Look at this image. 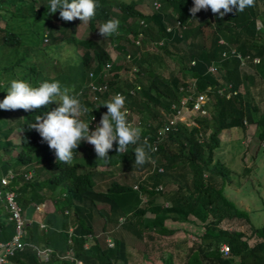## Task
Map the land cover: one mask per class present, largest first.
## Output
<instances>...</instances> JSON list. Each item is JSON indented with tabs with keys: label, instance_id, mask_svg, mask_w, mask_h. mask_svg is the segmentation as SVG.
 <instances>
[{
	"label": "trees",
	"instance_id": "trees-1",
	"mask_svg": "<svg viewBox=\"0 0 264 264\" xmlns=\"http://www.w3.org/2000/svg\"><path fill=\"white\" fill-rule=\"evenodd\" d=\"M158 2V8L146 14L135 6L136 0H99L100 7L96 16L87 21V25L94 30L97 29L96 24L101 26L109 19H118L119 30L127 33L126 37L132 39L139 30H144L138 21L142 18L146 23L151 22L150 25L158 38L164 40L160 46L166 51L167 41H187L190 48L188 58L193 60V63H188L186 69L194 78L195 86L199 90L207 84L214 85L222 80L230 82L233 88H237L242 82L239 59L234 55L221 56L223 45L218 42L221 37L227 43L233 44L242 55L250 53L259 56L254 68L264 84V0H254V5L247 7L243 12H236L234 9L222 18L218 13H212L210 8L201 9L193 17L189 12L192 7L191 0ZM49 4L50 0H0V101L7 95L6 91L14 79H23L33 86H38L40 82L46 80H59L63 86H74L76 93L79 89L81 92L85 91L84 84L90 78L96 82L106 81L107 89L97 99L91 100L86 93L80 94L82 104L89 108V112L95 116L99 124L101 116L107 113V108L103 104L113 98L115 90L120 89L116 83L118 77L116 71L120 66L111 63L107 70L108 72L110 70V73L107 72L103 76L105 61L111 59L108 50L95 40L86 38L76 41L72 35L67 36V32H72L74 28L70 30L69 21L60 18L59 9L56 13H50ZM28 18L41 20L37 40L32 42L31 39L37 46L43 43L44 32L51 42L57 38L70 42L74 46V53L76 45H83L84 49L79 55L76 54L77 59L73 61L71 70L68 68L66 73L65 70L58 71L57 64L52 63L48 68L52 72L50 73L42 65L31 63L26 58L27 47L18 50L25 37L24 21ZM176 19L184 27L171 26V29L166 31V23L172 24ZM257 22L261 24V29L256 27ZM204 27L207 30L205 36ZM55 30L60 33L58 37L54 33ZM198 36L200 39L195 40ZM108 38L114 40L120 36L118 34ZM115 46L125 51L123 44L117 45L115 42ZM137 49L133 47L131 51L133 62L141 58L135 56ZM211 61H218L217 71L213 73L207 71ZM144 66L142 71L140 67L137 68L136 73H143L147 77L146 83L140 85L134 94H128L123 89L122 93L126 97L125 106L139 115L142 135L147 136L145 139L152 147L154 131L160 123L159 108L168 110L169 102L181 94L179 85L185 83L183 80L179 81L176 76L163 77L152 70L148 63ZM89 71L91 76L88 74ZM133 85L129 82L126 86ZM57 106L50 103L40 109L27 111L2 109L0 112V152L5 153V157L0 156V175L6 173L7 169H15L16 165L26 166L18 172L17 177L22 179L21 185L30 188L29 195L21 194L19 192L21 185L15 188V179L10 180L6 187L0 188V205L5 189L14 190L15 200L20 207L35 197L40 199L42 195L38 194L35 187L39 180H35V175L25 179L22 172L26 171L28 166H35L37 162H47L51 159L54 169L47 170L49 174L43 181L59 185V191L62 192L60 200L64 201V205L71 207V228L69 232L66 230L63 233L66 240L68 237L70 239L67 244L69 258H58L55 255L47 259V264H75V259L81 260V264H114L116 261H121L122 264H172L170 252L167 253L166 260L159 261L158 256L148 255L146 248L140 247V242L146 238L152 239L154 234L171 236L176 231L185 233V228L189 224H194L189 215L200 220L202 231L197 234L199 241H193L188 246L184 254V264H264V224L254 226L249 220L248 212L225 196L224 185L231 181V169L224 161L213 157V150L220 143L222 130L233 127L243 129L246 121L252 122V110L258 108L250 98L245 97V92L238 91L229 98L213 93L206 114L196 115L190 125L179 122L173 129L167 131L157 143L156 151H150V157L155 159L156 164L162 166V171L152 169L150 161L143 165L134 163V150L138 145H129L127 153H116L117 160L123 164L121 166H134L133 171L138 174L134 183L137 188H134L133 184L113 178L105 183L104 188H94L90 179L92 170L81 161L75 160L81 152L94 153L93 145L87 146L80 142L70 163L57 160L55 150L50 149L39 133L28 126L29 123L35 122V116H43ZM145 121H149L150 125L145 127L143 125ZM254 121L262 125L258 137L264 141V111ZM15 128H19L16 144L10 139V134ZM14 147L18 148L15 154L12 152ZM115 149L113 147L111 151L115 152ZM36 153L41 157H36ZM114 165L107 174H113ZM168 174L175 177V187L164 189L161 182ZM159 183L162 189L156 190L155 186ZM141 196L145 197L142 205ZM157 196H161L168 204L152 203ZM96 201L106 203L108 210L94 208ZM2 208L0 207V211ZM93 211L108 223H118L127 238L124 235L115 237L113 233L112 245L108 246L106 241L105 245H102L98 236L93 233ZM146 211L152 213L150 220H144ZM3 213L7 218L8 212L5 210L0 212V215ZM118 216L121 220H118ZM222 219H241L246 222L248 232L238 229L236 225L229 229L221 227ZM1 227H8L13 233L14 222L11 219L4 223L0 221ZM191 232L194 234L195 230ZM87 234L91 237L88 238ZM218 239L226 242L227 254H221L219 243L203 248V241L208 245ZM85 241H88L87 246L83 247ZM19 253L21 259L13 256L17 264H42L33 250L25 248Z\"/></svg>",
	"mask_w": 264,
	"mask_h": 264
},
{
	"label": "rangeland",
	"instance_id": "rangeland-1",
	"mask_svg": "<svg viewBox=\"0 0 264 264\" xmlns=\"http://www.w3.org/2000/svg\"><path fill=\"white\" fill-rule=\"evenodd\" d=\"M128 1V0H126ZM137 3L135 6L139 8L142 12L149 14L152 9L151 0H136ZM136 20V19H135ZM24 25V34L22 44L19 45L18 50L25 47L28 48V53L26 58L29 59L31 63H36L42 65L47 70L53 64H57L58 71L68 72L74 63L73 61L77 59L76 54L84 49L83 45H76V53L73 52L74 46L65 40L57 38L56 41L51 42V40H45L40 45H35L32 42H35L38 38V31L41 25V20H34V18H28ZM145 22V21H144ZM1 23V20H0ZM57 24V21L55 25ZM151 22H147L143 30V36L139 41L138 45H133V40L131 37H126L128 34L122 33V30H119L120 38L111 40L108 37H103L99 33L100 26L96 24V28L92 30L87 25V22H82L79 19H73L69 21L70 25L73 26L74 30L72 32H67V36L72 35L76 41L81 39H91L99 42L110 54V61L112 64H118L120 67L116 71L117 84L119 87L125 90L128 86L127 83L131 82L132 84L137 83L139 85H144L147 81V77L142 73L130 72V64L135 65L140 71L144 70L145 63H148L152 70L158 72L163 77L168 78L176 76L179 81L183 80L184 82L189 78V72L186 69L187 64L190 59L188 54L190 53L189 45L187 41L172 42L167 41V50L166 51L159 41L161 38H158L157 34L153 31L151 27ZM207 27V26H206ZM206 27H204V36L206 35ZM208 28V27H207ZM55 34H60L56 30ZM263 34V33H262ZM32 39V42H31ZM198 36L195 40H199ZM206 39V38H205ZM204 39V40H205ZM164 40L162 39V42ZM123 44L125 46V51L118 49V46H115L114 43ZM207 42V40H205ZM133 47H137L138 54L141 56L137 62L131 60L126 61V52H131ZM91 53V51H90ZM131 56V55H130ZM138 64V65H137ZM248 68V67H247ZM71 70V68H70ZM50 73L51 70H48ZM250 71L253 73V77L247 80V84L239 86L238 89L240 92L243 91L246 86L249 84L248 99L250 98L257 106V110H252V122L246 121L245 127L242 128H228L224 129L220 133V143L213 150V157L218 158L226 163V165L231 169V181L224 185V194L226 197L231 199L238 207L245 209L248 212L249 220L254 226L264 224V141L258 137V131L261 128L257 120L259 114L264 111V84L258 78L254 68L250 67ZM108 72V71H107ZM110 73V70L109 72ZM211 101H209V104ZM2 109H0L1 112ZM135 117V122L140 119L139 115L133 111ZM82 116V115H81ZM19 128H15L10 134V139L13 143L18 142ZM85 145L92 146L88 142L82 140ZM113 147L116 148L117 145L114 142ZM18 150L17 147L12 149V152L15 154ZM110 158L109 162L105 164L102 160L97 159L96 153L84 154L80 153L78 157L75 158L76 161H81L85 166L90 168L91 182L93 183L94 188L99 189L105 185V183L110 179H116L121 182H127L130 184L135 183V179L138 177V174L133 171L134 166L123 167L121 161L117 160L116 151L108 152ZM1 157H5V153L0 152ZM113 163H110V162ZM115 161V162H114ZM113 166V174H107L109 169ZM111 169V171H112ZM106 172V173H104ZM96 178V179H95ZM175 177L171 174L165 175L162 179L164 189L175 187ZM96 180V181H95ZM104 184V185H103ZM59 186H57L56 191L58 192ZM145 197L141 196L142 205ZM3 203V199H2ZM154 204H162L163 201L161 198L156 197L152 201ZM4 205V204H3ZM2 205V206H3ZM163 205V204H162ZM5 209V207L3 206ZM94 208H101L108 210V205L104 202H96ZM6 210V209H5ZM97 216L95 220V230L98 240L102 245H105V241L108 238L109 241H112V235L115 230L120 229L118 223L106 222L103 217L94 212ZM190 219L194 224L185 228V233L181 231L174 232L171 236H163L154 234L152 239L146 238L143 239V243L140 242V247H145L146 252L151 257H157L158 260H166L167 253L170 252L172 264H184V254L193 241H199L197 234L202 231L200 228V220L189 215ZM118 220H121V217L118 216ZM152 218V213L146 211L144 214V220H150ZM26 222V221H25ZM114 224L116 226L114 227ZM221 227L231 228L233 225H236L238 229L248 232L247 224L241 219H222L220 221ZM114 229V230H113ZM191 230H195L194 234ZM196 234V235H195ZM132 241V239H131ZM249 242L251 240L249 239ZM139 243V242H138ZM219 245L221 243L225 244L224 240H213L210 244L207 245L206 241H203V248L207 246H212L214 244ZM109 246V245H108ZM114 264H122L121 261H116Z\"/></svg>",
	"mask_w": 264,
	"mask_h": 264
},
{
	"label": "clouds",
	"instance_id": "clouds-1",
	"mask_svg": "<svg viewBox=\"0 0 264 264\" xmlns=\"http://www.w3.org/2000/svg\"><path fill=\"white\" fill-rule=\"evenodd\" d=\"M253 5L254 0H193V7L189 9V12L195 17L201 9L210 8L212 13H218L222 18L225 14L233 12L234 9L236 12H243L247 7ZM99 7V0H50L48 10L50 13H56L59 9L60 18L65 21L79 19L82 22H87L96 16ZM119 28L120 21L118 19H109L100 26L99 33L103 37H111L119 34ZM42 36L43 41L48 39L46 32ZM135 37L131 41L134 42ZM138 44L134 43V45ZM126 53L131 55L130 60L132 61V53ZM135 56H139L138 53ZM105 62H109L111 66V61ZM131 65L133 64H130L129 67ZM108 69L104 70L103 67L102 75L105 72L103 76L106 75ZM83 88L84 92L79 89L76 93L74 86H63L59 80H46L40 82L38 86H33L23 79H14L6 91L7 95L0 101V109H24L27 111L47 107L50 103L57 104V107L47 111L43 116H35V122L29 123L28 126L39 133L50 149L55 150L57 160L61 162L70 163L73 160L74 150L82 140L94 146L97 159L102 160L105 164L111 158L108 152L113 149L114 142L117 145L116 153H127L129 145H138L134 150V163L143 165L148 162L151 158L150 151H156V149L148 145L147 139L141 142L143 129L133 126L128 121V109L125 107L126 97L117 93L110 101L105 102L103 105L106 106L107 113L101 116L95 130L90 131L91 121L80 118L82 114H87L90 111L80 100L81 93H86L85 95L89 96L86 92V83ZM100 94H97V97ZM37 140L41 141V139Z\"/></svg>",
	"mask_w": 264,
	"mask_h": 264
},
{
	"label": "built area",
	"instance_id": "built-area-1",
	"mask_svg": "<svg viewBox=\"0 0 264 264\" xmlns=\"http://www.w3.org/2000/svg\"><path fill=\"white\" fill-rule=\"evenodd\" d=\"M191 4L193 7V0H191ZM159 6V2L157 0L152 1V8L156 9ZM139 23L142 26H145V22L143 19L139 20ZM174 27H184V25L178 20H174ZM258 27V26H257ZM171 27L169 25L165 26V30L169 31ZM143 33L141 30H139L136 33V37L134 39V43L138 44ZM218 42L222 45L229 46L228 49H222L221 50V56H226L227 53H230L240 60V64H245L246 62L251 63H257L259 61V56L257 55H251L249 53H246L244 55L237 52L233 47H231L226 41H224L221 37L218 39ZM159 44H162V39L159 41ZM126 60H130L131 56L129 53L125 54ZM218 61H211V63L207 66V71L213 73L217 71V63ZM190 64L193 63V60L189 61ZM110 66L109 62H105L104 64V70L108 69ZM136 70L135 65L130 66V71L133 72ZM105 72H103V75ZM89 76H91V72H89ZM185 85H179V91H181V94L171 100L168 104V110L160 109L159 110V118L160 123L155 128L154 131V142L152 144V147L156 149L157 143L162 140L165 133L171 129H173L177 123L182 122L185 125H190L193 123V118L196 115H204L207 112V106L209 101H211L212 94H216L219 96H223L225 98H229L232 95L236 94L239 89L233 88L231 86L230 82L220 81L217 84L211 85L207 84L203 89H197L195 86V80L193 77L188 78L185 82ZM107 88L106 82H94L93 80H88L86 82V92L89 94V98L91 100L97 99V94H100L105 91ZM140 88V85L137 83H134L132 87H127L125 89L128 94H134L136 90ZM80 92V91H79ZM122 93V90L118 89L115 90L113 95ZM128 109V121L133 126H139L142 127L141 122L136 121L135 117L133 115V111L129 109V107L125 106ZM82 114L80 117L82 120L85 121H91L89 124L90 131L95 130V127L98 125L97 120L93 114ZM145 127L150 125L149 121H145L144 124ZM147 136L145 134L142 135L141 139H145ZM150 163L152 165V169L155 168L157 171H162V166L156 164L154 158H150ZM33 169H29L27 171L22 172V175L25 179L31 178L33 175ZM15 176V173L10 169L7 170L6 173L0 175V188L6 187L9 181ZM134 188L136 187V184H133ZM156 190L162 189V185L159 183L155 186ZM2 199L4 207L6 211L8 212V219L13 220L14 222V231L9 239L6 240H0V264H17L14 260L11 258L16 254L17 251L23 249L26 245V242L23 240L22 235L24 232V226H25V220L22 217L21 213V207L15 200V192L12 189H5L4 193L2 195ZM163 205H167V201H163ZM120 219V218H118ZM87 237L90 238V234H87ZM87 242H83V247L87 246ZM107 245L111 246L112 241H109V239H106ZM32 250L34 251L35 255L43 260H46L48 257V254L50 252V249L47 247L41 248L37 247L35 245H31ZM219 250L221 254L225 255L228 252V246L227 244L221 243L219 245ZM75 264H81V260L75 259Z\"/></svg>",
	"mask_w": 264,
	"mask_h": 264
},
{
	"label": "crops",
	"instance_id": "crops-1",
	"mask_svg": "<svg viewBox=\"0 0 264 264\" xmlns=\"http://www.w3.org/2000/svg\"><path fill=\"white\" fill-rule=\"evenodd\" d=\"M145 24L147 25L146 22H145ZM173 24H174L173 22H172V24L166 23V25H169L170 27L173 26ZM256 27L257 28L260 27V29L262 28L261 24L259 22H257ZM72 28H73V26L70 25L69 29L71 30ZM228 44L235 49V46L233 44H230V43H228ZM114 45H115V43H114ZM224 48L228 49L229 46L223 45L222 49H224ZM136 53H138V51ZM220 53H221V51H220ZM227 55H232V54L227 53L226 56ZM254 64L255 63H251L249 61L246 62L245 64H240V60H239V66H240L241 77H242V82L239 86H242V85L244 86L245 82L247 84V80L249 81V79H251L253 77L252 76L253 73L250 71V67L254 68L255 67ZM254 71H255V68H254ZM189 78H191L190 75H189ZM247 87H249V84L242 91V93L245 92V97H248L249 88H247ZM160 109H163V108H159V110ZM164 110H166V109H164ZM36 157H41V156H40V154L36 153ZM41 162H43V163H41ZM25 167L23 165H16L14 167L15 169H13V168L11 169L15 173V176L11 179V180L15 179V181H14L15 182L14 183L15 188L19 187L21 185V183H23L22 179L20 177H17V174L19 171L23 170ZM31 168L34 171L32 176L35 175V177H36L35 180H37V181L39 180L38 181L39 184H37L35 187H36L38 194H41L42 197L40 199H37V197H35L34 200H30V202L28 204H24L21 207L22 217L26 221L25 222L26 228L24 229V233H23L24 236L22 235V238L26 242V245L21 250L23 251V250H25V248L32 250L31 245H35L37 247H41V248L47 247L50 249V252L48 254L47 259L51 258L55 255L58 258H69L70 252L67 249V244L70 242V239L68 237L66 240L63 236V233L66 230L69 232L70 228H71V224H70L71 223L70 222L71 217H72L71 207L64 205V201L60 200V197L62 196V192H60L59 190H58V192L56 191V188L59 185H54L52 183H47V182L43 181V178L49 174V172L47 170H51V169L53 170L54 169L52 160L50 159V161H47V162H45V161L37 162V164H35V166L34 165L28 166L26 171L31 169ZM7 170H10V169H7ZM36 170H38V171H36ZM92 185H93V183H92ZM104 186H102L99 189L104 188ZM29 191H30L29 186L25 187L24 185H21V188L19 189V192L21 194L25 193L27 195ZM157 197L161 198V196H157ZM155 199H156V197H155ZM161 200L165 201L162 198H161ZM96 202H100V201H96ZM2 205H3V203H1V205H0L1 208H2ZM4 211H5V209L2 208V210L0 212H4ZM94 212L95 211H93V213H92L93 214L92 227H93V233L96 234V230H95L94 225H95V220H96L97 216H95L96 214ZM7 220H8V217L6 218L4 216V213L0 215V221L2 223L6 222ZM115 226H116V224H114V227ZM33 227H35V229ZM11 234L12 233L10 232L8 227H1L0 228V240L9 239ZM123 235L126 236L125 234L122 233L121 229H117L114 232L115 237L116 236L117 237H119V236L123 237ZM126 238H127V236H126ZM128 238H129V236H128ZM21 250H19V252H21ZM19 252H17L14 256L19 257L21 259L22 256ZM37 258L40 262H42V264H47L46 263L47 259L43 260L39 257H37ZM11 259L14 260L13 257Z\"/></svg>",
	"mask_w": 264,
	"mask_h": 264
}]
</instances>
